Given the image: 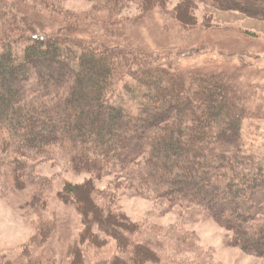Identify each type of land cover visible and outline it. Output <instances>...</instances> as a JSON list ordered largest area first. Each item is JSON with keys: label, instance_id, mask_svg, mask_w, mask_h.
<instances>
[{"label": "trees", "instance_id": "16d2710c", "mask_svg": "<svg viewBox=\"0 0 264 264\" xmlns=\"http://www.w3.org/2000/svg\"><path fill=\"white\" fill-rule=\"evenodd\" d=\"M30 1L60 24L34 35L0 7V195L37 213L36 236L0 264H217L202 259L182 225L123 217L120 186L164 209L198 212L264 264V151L246 150L241 135L243 120H264V103L250 107L257 87L221 71L182 75L114 40L158 8L198 50L212 20L198 18L200 3L264 22V0H179L171 8V0H84L80 13L66 0ZM83 22L97 29L85 32ZM36 159L88 178L30 176ZM106 177L114 186L98 188ZM49 192L79 215L80 228L45 255L41 244L55 227ZM109 241L113 251L102 255Z\"/></svg>", "mask_w": 264, "mask_h": 264}, {"label": "rangeland", "instance_id": "374dc122", "mask_svg": "<svg viewBox=\"0 0 264 264\" xmlns=\"http://www.w3.org/2000/svg\"><path fill=\"white\" fill-rule=\"evenodd\" d=\"M178 1L171 0L168 7L171 8ZM0 4L8 15H13L34 35L51 34L60 24L58 17L37 11V7L31 4L30 0H0ZM63 5L77 13L84 12L89 7L88 2L84 0H66ZM150 10V13L137 23L126 25L123 36L114 39L115 42L121 43L125 40V43L137 45L143 51L154 54L156 62L182 75L195 70L224 72L233 79L257 87L256 95L250 103L251 108L264 103V22L251 20L235 12H218L200 3L197 16H210L211 28L205 32L204 47L192 50L174 19L164 16L158 8ZM123 12L131 18L136 15L132 8H126ZM82 24L85 32L91 27L97 29L95 26H88L87 22ZM81 31H78L81 38H89V33ZM241 135L246 150L255 154L264 151V120H243ZM30 165L33 168L30 176L36 178H51L60 174L71 183H82L88 178L86 174L73 175L62 172L60 167L52 162L43 161L37 164L36 159ZM112 181L111 177H106L97 182V187H113ZM127 191L121 186L117 190L119 213L128 221L161 227L182 225L192 234L196 246L200 249V255L204 256L202 259L206 262L263 264L259 258L229 245L230 235L198 212L180 207L167 210L159 201L139 197ZM46 202L47 211L53 214L55 227L52 235L41 244L45 255L47 250L76 234L80 228L79 215L71 207L60 203L54 192L47 194ZM36 225L37 213L26 208L13 207L0 195V263L2 260L16 259L22 254L30 240L36 236ZM113 247V242L109 241L102 255L111 253ZM204 252L207 255H204ZM186 258L188 261H198L192 255Z\"/></svg>", "mask_w": 264, "mask_h": 264}]
</instances>
